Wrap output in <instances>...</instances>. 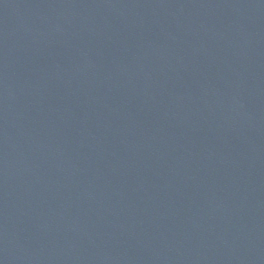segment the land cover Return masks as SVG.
<instances>
[{
    "label": "water",
    "instance_id": "1",
    "mask_svg": "<svg viewBox=\"0 0 264 264\" xmlns=\"http://www.w3.org/2000/svg\"><path fill=\"white\" fill-rule=\"evenodd\" d=\"M0 264H264V0H0Z\"/></svg>",
    "mask_w": 264,
    "mask_h": 264
}]
</instances>
